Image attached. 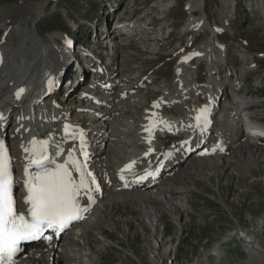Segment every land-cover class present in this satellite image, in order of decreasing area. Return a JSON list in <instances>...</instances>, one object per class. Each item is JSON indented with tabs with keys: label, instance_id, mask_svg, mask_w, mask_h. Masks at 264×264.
I'll use <instances>...</instances> for the list:
<instances>
[{
	"label": "bare ground",
	"instance_id": "obj_1",
	"mask_svg": "<svg viewBox=\"0 0 264 264\" xmlns=\"http://www.w3.org/2000/svg\"><path fill=\"white\" fill-rule=\"evenodd\" d=\"M36 9L30 12L18 9L25 15L19 14L23 15V20L19 19L21 22L14 26L7 25L6 20L12 17L10 13L0 12L2 15L0 27L6 31L0 42V117H2L0 142L6 145L11 157L12 172L16 175L15 195L22 194L21 190L26 192L24 169L29 166L31 157L25 149H32V141L35 140L37 143L43 139L47 141V155L56 163H63L67 159V153L73 150L74 156L82 160L79 155L80 132L83 133V141L88 146V170L95 177L96 185L92 186L91 192L82 189L79 194L80 207L88 209L80 213L82 219L74 220L70 229L56 238L52 244L43 242L37 246H27L17 259V263L97 264L98 261L91 258L93 253L91 241L95 234H99L96 232L98 226L95 224L98 222L101 224L108 219L107 207L110 204L131 200L142 214L152 218L157 216L158 221L161 220L164 212L170 213L169 209L172 207L182 208V204L178 205L179 201L176 200L181 191L174 189L167 181L164 183L165 175L172 173L173 177L181 166L198 161L195 156L219 155L227 150L225 143L232 140L224 134L228 127L245 130L247 123L244 120L254 116V111L261 102L247 97L248 88L243 89L244 82L251 73L258 71L260 68L258 61L261 63V60L251 62L249 59H241L243 77L232 79L234 73H231L228 67V48L217 38L220 33L222 34L220 28L208 25L206 17L197 16L189 21L186 33L194 32L199 35L207 32L209 35L205 41L180 54V60L174 68L175 93H170L164 86L162 93L148 102L139 92V88H147L146 82L139 81L137 76H124L121 80L118 79L119 77H116L118 74L111 66L99 63L101 60L98 57H95L94 61L89 51L74 50L73 45L69 49L67 39L62 35L51 34L42 37L33 35L24 25L39 15ZM190 10L194 11L195 8ZM122 27L113 30L108 38H101L110 50L115 47L110 41L114 36L124 38L134 33L133 26ZM11 36L17 37L15 45L9 43ZM67 36L74 39L72 35ZM92 45H96V50L102 47L96 41H93ZM70 53L71 56H79L77 59L85 56L90 58L88 62H91L93 70L85 66L81 68L86 70L85 73L89 71L95 76L94 82H88L87 87H80L77 92L69 94L74 102L72 108L61 105L54 99L50 100L56 88L45 91L44 87L48 78L55 79L57 87H64L66 74L64 67ZM195 59L197 66L191 74L189 72L191 62ZM201 63L207 66V79L206 83L198 85L197 70L202 66ZM222 71L225 73H221ZM260 78L256 79L258 80L256 85L261 84ZM133 80L136 84L131 85L130 82ZM154 83L155 81L151 80V84ZM20 89H23V92L17 98ZM227 89L232 94L224 96ZM220 97L226 98L227 102L223 104L222 101L220 105L218 100L216 101ZM203 108L208 109L207 124L201 120L197 125L195 116L197 111ZM218 110L221 112L214 117ZM11 113L16 115L15 119ZM150 122L151 135L146 131ZM66 124L71 125L77 133L74 137L68 136V142L63 139L66 137L64 135ZM248 128L253 137L245 140L247 144L264 150V139L253 140L260 134L254 133L249 126ZM52 134L58 136L51 137ZM245 134L246 131L239 135L238 139L245 137ZM167 138L171 139L168 147L164 145ZM210 139H213V142L203 148ZM238 139L230 143L236 144L239 142ZM64 149L67 151L62 156ZM167 149L173 153L164 160L163 151ZM58 152L60 155H57ZM217 157L219 158L214 156L212 159ZM129 164H132V167L126 169ZM211 164L215 166V163ZM33 172L34 167L29 166V173ZM121 176L124 178L121 179ZM73 177L79 181V175L74 170ZM96 187L99 191H95ZM88 195L92 196V202L88 201ZM25 197L26 195L20 201L16 199L19 203L18 206L16 204L18 211L24 213L27 212ZM158 207L166 208L168 212ZM93 226L94 230H91ZM154 241L157 246L153 247L152 251H157L163 258L167 257L170 249L162 250L160 241L157 238ZM245 242L252 243L248 240Z\"/></svg>",
	"mask_w": 264,
	"mask_h": 264
},
{
	"label": "rangeland",
	"instance_id": "obj_2",
	"mask_svg": "<svg viewBox=\"0 0 264 264\" xmlns=\"http://www.w3.org/2000/svg\"><path fill=\"white\" fill-rule=\"evenodd\" d=\"M193 7L195 10H190ZM35 8L39 15L24 25L33 35H62L69 49L73 45L74 50L89 51L102 64L111 66L118 79L137 76L139 81L146 82L148 89L142 87L139 92L148 102L156 99L164 86L175 93L174 68L180 54L205 41L209 35L207 32L186 33L189 21L197 16L206 17L208 25L220 28L222 34L217 38L228 48V66H235L232 77H243L241 59L261 60V63L258 61L260 68L247 77L243 88H248L249 99L261 103L254 116L244 120L247 123L244 131L231 126L224 133L232 139L230 142L246 131L245 137L239 138L236 144L226 142V149L230 147L231 151L225 155L227 150L219 155H198L194 157L198 161L181 166L173 177L172 173L166 174V177L171 176L164 179V183L167 181L181 191L176 200L182 208L172 207L159 221L157 216L142 214L131 200L110 204L107 207L109 220L95 224L99 234L91 241V258L99 264H264V150L245 141L253 137L248 126L260 134L258 141L264 139V0H0V12L6 11L12 16L6 20L9 26L18 25L24 12ZM123 25L133 26L134 33L124 38L118 35L119 40L114 36L110 41L115 47L110 50L101 38H108ZM4 32L0 27V42ZM93 41L101 44L100 50L92 45ZM9 43L15 45L17 37L11 36ZM78 57L70 53L64 67V87L56 92V98L63 99H60L61 105L69 108L74 105L69 94L87 87V82L78 75L86 74L79 70L86 57ZM191 64L192 74L197 60ZM202 69L203 65L199 70ZM203 72L206 80L207 66ZM197 78L198 82L204 80L198 73ZM257 78L262 81L260 85H256ZM151 80L155 81L153 85ZM72 81L77 83H70ZM130 84L136 82L133 80ZM74 85L78 87L75 89ZM222 101L227 102L226 98ZM220 112L218 110L217 114ZM230 131L236 132L234 136ZM168 139L164 140L166 147L170 146ZM214 156L219 158L212 159ZM156 238L162 250L170 249L167 257L152 251L157 246ZM247 240L252 243L245 242Z\"/></svg>",
	"mask_w": 264,
	"mask_h": 264
},
{
	"label": "snow or ice",
	"instance_id": "obj_3",
	"mask_svg": "<svg viewBox=\"0 0 264 264\" xmlns=\"http://www.w3.org/2000/svg\"><path fill=\"white\" fill-rule=\"evenodd\" d=\"M49 83L51 84V81ZM22 92L23 89L17 92V98ZM207 113V108L197 111V125L201 120L207 124ZM146 131L151 135V122ZM64 132L66 136L74 137L77 134L76 130L67 124L64 126ZM78 134L81 137L79 155L83 157L82 160L74 156L73 150L67 153V159L63 163H56L47 155V141L40 142L38 151L35 140L32 141V149H25L31 157L29 166L35 168L31 174L29 166L24 169L26 213L17 210L11 157L6 145L0 142V264H15L22 242L41 238L46 229L62 232L74 220L83 218L81 212L88 211L86 207H80L78 197L82 189L91 192L92 186L96 185V179L88 170L89 157L83 133ZM149 151L151 152V149ZM131 167L132 164H129L126 169ZM73 170L79 175V181L73 177ZM123 178L121 176V179ZM95 191H99V188L96 187ZM88 201L92 202L91 195H88Z\"/></svg>",
	"mask_w": 264,
	"mask_h": 264
}]
</instances>
